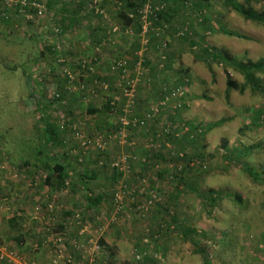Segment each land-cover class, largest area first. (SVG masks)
<instances>
[{
	"label": "rangeland",
	"instance_id": "obj_1",
	"mask_svg": "<svg viewBox=\"0 0 264 264\" xmlns=\"http://www.w3.org/2000/svg\"><path fill=\"white\" fill-rule=\"evenodd\" d=\"M2 1L5 2V0ZM179 3L182 4L181 1ZM254 6L257 11H264V5L255 4ZM106 8L112 12V15L108 14V20L103 18L91 19V22H94L96 25L95 28L102 27V31L108 28L109 24H116L117 20L116 10L112 1L109 0L106 3ZM185 10H189V23H191V31L193 32L192 38L195 42H202V47H211L224 51L235 60L243 61L244 63L248 60L258 61L264 58V29L254 23L245 21L239 13L226 7L225 0H208V2L193 0L192 7ZM10 11L11 14H14L13 9H10ZM199 13L210 17L214 26L213 28L217 29L216 33L204 32L201 28L199 29L198 25H194L196 23L195 20H197L196 16ZM5 17L4 13L3 15L1 14L0 137L2 138H0V194L2 195L7 194L2 193L1 190L3 191L4 188L6 190L20 183H16L15 181L26 180L28 183L31 180L24 175L25 173L20 171L19 167H21L26 159L28 160L29 157L27 155L35 150L34 147L41 144L40 139H43L40 124L41 126L44 124L42 120L36 119L38 116L36 109L31 104L30 99H28L33 89L32 84L27 80L26 71L30 64L32 70L35 69L33 71L37 73L39 71L42 73L50 71L52 67H54V70L59 69L55 58L49 53H47L48 55L46 54V58L42 63V69L45 70L42 71L41 65L40 70L36 68L39 62H37L35 56L39 55L42 44L32 41V39L42 37L43 40H47L46 38L50 31L48 33L45 32L48 20H44L42 22L43 26L38 29H29L20 17H15V23L4 24ZM66 25H68V30L64 36V42L66 49H70L68 47H71V40L84 36L83 33H86V30L81 26H77V23L69 25L66 22ZM220 29L241 35L243 38L232 37L220 31ZM91 30H93V25L88 28V32ZM42 31L43 33H41ZM170 38H172V33L166 35L168 45L172 42ZM176 39L184 41V38H177V36ZM118 40L121 43L118 50L124 53L118 57L125 58L124 55H127L126 52L130 49V45L135 42V39H133L130 33L125 32ZM47 42L48 40L45 43ZM174 44H177V41H173L172 45ZM183 45L185 46L186 44ZM188 45L189 53L184 58L185 61L182 59L181 62L171 63L170 70L160 73L161 76L170 77V87H172L171 84L176 86L181 84L185 79L189 81V87L182 89L184 96H187L185 100L188 106L179 112L178 118L170 117V108L174 107L173 101H169L166 107H158V113L149 122V126L156 132L155 136L141 137L128 130L127 141L131 146L127 147L121 146L118 139L121 131L119 130L118 122H120V115L124 107L123 90H121L122 84H119L111 72L107 71L108 67H105L107 70H104L103 77L106 79L105 85L110 87V90L105 92L110 95L102 93L100 90L101 86L98 84L97 88H93V92L89 96L79 90L77 93L69 96L63 109L53 107L57 104L54 102L53 94L62 89L58 90L56 87V83L58 80H62V77H58L60 76L58 74L60 71H55L54 78L51 79L53 84H49L45 90L48 101L53 105L51 107L50 121L58 126V128H61V126L68 122L80 121L84 125L83 130L88 136H95L96 134L106 135L108 131V135L110 136L109 147L104 152L93 150L82 151V147L68 132L67 142H65L63 147L52 149L53 151L45 147L44 151L49 154V158L51 159L56 158L59 160L62 156L66 157V155H69L71 165L75 166V170H78V172L84 171V169L92 171L90 169L99 168L98 162L101 161L100 159L111 163L115 161V158L117 159L124 153L125 150H128L129 154L135 152L139 158L142 157L139 161L141 163L148 156L147 153L150 155L151 149L164 151L161 149L164 145L165 147L171 145L170 142H166L164 137H162V133H166V124L189 125V127L192 124L194 128H198L196 129V131L198 130V136H196L199 137L198 152L201 156H198L196 164L191 166L193 169L191 171L189 169L186 170L185 174H187V177L189 175L188 183H197L196 186L199 189L200 198H198L197 194H192L185 186H180L181 192H178L180 195L178 201L182 206L189 207V221L186 226L193 227L199 232L209 235L208 240L201 238V241L209 251L212 264H223V262L229 264H264V184L254 182L243 172L244 165L252 166L261 172L264 180V93L253 94L247 90L245 94H239L237 91H234L230 94V98L227 101L225 95L226 71L230 73L233 80L239 83L244 82L243 76L235 69L226 67L223 63L214 62L211 64V67L208 66L200 59L202 53L193 47L191 40ZM104 47L105 49H109L112 46L105 45ZM68 54L70 53L68 52ZM98 55L100 56L101 53L98 52ZM104 55H107V53L104 52ZM157 55L154 50L149 48L148 52L140 57V62L144 61L143 66L138 65L135 72L128 71V80L136 81L138 90L139 98L134 110L136 114L142 115L149 111L150 108L152 109L160 104L157 102L156 96V91L159 88L154 87L153 83L148 80L151 74H146L145 72L146 68L154 67L155 69L157 67L156 65L160 61V56L158 55L157 57ZM110 61L107 63V66H110L114 62L113 59ZM70 67H72L71 71L78 72L81 75L78 68L74 66ZM158 73V70H155L154 74L158 75ZM136 77L137 79H135ZM143 78H146L148 81L142 80ZM258 78L262 79V87L264 89V74L258 75ZM76 90L77 87L75 86L74 91ZM110 102L116 103L115 110L110 116L107 115L106 117L103 109L107 108ZM91 108L96 109L97 112H102L95 115L90 114L89 109ZM109 109L108 111H110ZM162 109L164 110V115L167 116H160ZM259 111H262L263 114L261 117L262 123L258 124L256 121H253L255 119L253 117L254 112ZM168 118L169 120H167ZM223 120H225L223 125L212 127ZM37 121L40 124H36ZM107 121L111 123L108 126V130L104 128L107 125ZM61 131L63 132L64 130ZM159 136L161 137L159 138ZM61 137L63 138V135ZM168 141L170 140L168 139ZM121 148H124V150ZM187 148L186 152L188 154L192 153L193 146H188ZM237 149L251 150L250 154L242 158L243 165L231 164V161L227 158L229 151H236ZM1 150H5L8 153L6 155L5 153L2 154ZM171 159L168 158V161L165 163L171 164L173 162ZM32 160L34 161L33 158ZM201 166H204V170L200 169ZM133 174H136V170ZM108 175L112 177V171H104L102 178H100L101 181ZM132 175L128 171L126 177L120 179V184H125L123 183L124 179H131ZM155 176L156 174L150 173L143 176L144 179L139 178L136 180L137 183L134 180H129V184L127 181L126 184L129 188H137L139 190L142 188L145 190L149 183L152 189L150 188L151 190H149L147 188L146 193H149L145 197L146 201L144 202V204H148L147 198L151 195L156 196L155 191H158L164 197L172 191L171 187L176 188V185H169V183L165 182H155V185H151L149 179H154ZM263 180L262 183H264ZM142 181H145V183L142 184ZM102 184L97 181L93 186L97 189ZM22 185L23 190L26 188L30 193H35L34 195L38 193L42 196L46 193L43 191L45 185L40 180H37L33 187L31 184L28 186ZM117 186L118 184L113 182L112 194L113 190L115 193ZM210 190L224 193L229 195L230 198L221 194L216 206L204 208L201 198H209ZM22 193L25 194L24 191ZM235 193L243 195V205L234 202ZM135 197V194L128 192L123 200L122 207L132 202ZM158 198L161 200L160 203H163V199L159 196ZM150 200H152L151 197ZM52 203L54 204L51 205H55V210L56 207L59 210V207L56 205L57 201H52ZM48 204L50 205V201L47 202ZM35 210L34 208V213ZM102 210L104 211V208ZM164 210L165 208L161 209L160 212H164ZM103 211L97 214L98 222H100L99 219L105 218L102 216ZM133 212L134 214L132 215L131 211H128V208L117 211V204L113 202V208L111 203V214L109 215L110 221H107V224L103 228H99L98 225H89L91 228H88L86 232L87 236H95L94 239L88 240L89 245H92L95 241L99 242L101 238L107 237L109 224H113V231L121 229V233L122 231L124 233L122 234L123 239L119 243L121 246H117V249L114 250V259L112 260L111 256L108 257L106 264H111V261L113 264L143 263L146 260V256L150 260H153V264H204L202 258L195 254V248L185 240L179 239L178 234L175 233L170 234L169 238L167 237L171 243L170 251L167 254L163 255L161 251H156V245L153 244V241L147 235L150 232H146L154 228L150 222L151 217L139 216V213L135 210ZM53 214L57 215L55 211ZM104 214H107V212L104 211ZM161 215H158V217H161ZM157 221L161 223L156 218L155 226ZM71 223H74V218H72ZM48 229L54 233L51 228ZM95 229H98V231ZM5 230V228L1 229L0 233H3ZM211 236H214L213 241L225 239L228 240L227 243L229 245H235V256L230 257L223 254L222 247L219 244L211 245ZM83 241L82 243H84ZM158 247L160 245H157ZM105 256L107 258V253L102 252L99 256L100 260ZM105 259H103L104 263Z\"/></svg>",
	"mask_w": 264,
	"mask_h": 264
},
{
	"label": "trees",
	"instance_id": "obj_2",
	"mask_svg": "<svg viewBox=\"0 0 264 264\" xmlns=\"http://www.w3.org/2000/svg\"><path fill=\"white\" fill-rule=\"evenodd\" d=\"M29 1V3H38L45 7V15L40 17L38 16V12L29 8H26V14L32 15L34 18L33 20H27L25 17V14L20 13L19 9L20 7H15L13 9L14 14H11L10 9L6 6L7 4L0 0V17L3 13L6 15L4 20V24H10L15 23L16 18L22 19V21L25 23L27 28L31 29H38L39 27H42V22L44 20H48V25L45 32L48 33V37L46 38L48 40L47 43H45L47 40H43L42 37L32 39V41L39 42L42 44V49L40 50V53L38 56H35V59L37 60V70H40V65L42 69V63L44 62L46 58V54L49 53L55 58V62L57 63L59 69H55L52 66L50 68V71H45L42 73L39 71L38 73L36 71L32 70L31 64L29 65V68L27 69V80L30 84H32L33 92L30 93V99L31 104L34 105L37 113V118L42 120V123L44 124L41 126V124L37 121L36 124H40V130L41 135L43 139L41 138V144L36 145L34 147V151L32 153H29L27 155L28 160L26 159L23 164L20 167V171L25 173L26 177L32 180V184H35L37 180H40L45 185V188L43 189L45 194L47 195H56L58 193H85V199L84 203L85 206L80 207L79 210L76 211L75 214H79L81 217V220L84 223L89 224L90 216H84V210H95V222L91 223L93 225H98L99 228H103L104 226L100 224V222L97 221V214L102 212V200L104 199V193L102 195H99L96 198H93L92 190H100L101 187H98L97 189L93 186L95 182L100 180L103 176L104 171H112V177L111 175H108L109 179L112 180L114 183H117L118 185H124L123 187L126 188V193L132 192L135 194V199L132 202L127 203L122 207L123 209H127V206L133 205V209L139 213V215H142L143 217H151V225L154 228L149 229V234H147L151 241H153V244L155 246V250L167 254L170 251L171 243L169 241V235L172 233L178 234L177 236L179 239H183L189 244H191L195 248V254L199 255L204 264H212L210 261V255L209 251L205 248L204 243L201 241L202 239L208 240L209 235L206 233L199 232L197 229L193 227H188L186 224H188L189 221V207L182 206L181 203H179V191L180 186H185L186 189H189V191L198 196L199 195V189L196 186L197 183L195 182H189V175L187 177V174H185L186 170L189 169L191 171L193 168H191L192 165L196 164V159L200 153L198 152V129L197 127L194 128L191 124V127L188 126H178V125H171L170 123L166 124V130L165 134L162 133V137L166 140V142H170L171 145L168 147L165 145L161 148L164 151L161 150H155L151 149L150 155L147 153V157L142 160L141 163L139 161L141 158L137 156L135 152L128 153V150L124 153H122L117 159L115 158V161H119L122 157L126 156L128 158V166L130 168L129 172L132 175V173L135 172L136 174L132 175L131 179H124L123 183L120 184V179L126 177V173L120 172L119 170L112 167V164L115 162L108 163L104 159H100L102 162H104L103 167H99L95 169H90L92 171H89L88 169H84V171L78 172V170H75V166L71 165V162L69 160V155H66V157L62 156L59 160L58 159H51L49 158V154H47L44 149L45 147L48 148V150L53 151L52 149H59L63 147L65 142H67L68 132L74 137L75 139V132L74 129H77L81 134H86L83 130L84 125L80 121L75 122H68L65 123V125L61 126V128L56 126L54 123L50 121L51 117V107L53 106L47 99L45 95V90L49 86V84H53L52 80L54 78L55 71H60L58 74L62 77V80H58L56 83V87L61 89L59 92L54 93L53 98L54 102L57 103L54 105V108H60L63 109L66 104V100L69 99V96L75 94L78 92L86 93L88 96L91 95L93 92V88H97L98 84H100V90L104 94L109 93L105 91H109L110 87H108L107 90L104 89L106 79H104V70L105 67H108L107 71H110L111 74L114 76V79L118 81L119 84H121V80L123 77V73L126 71L135 72L137 69V66L139 63H141V66H143L144 61L140 62V57H138L137 53L141 50V34L144 27V17L146 16V10L148 7H150V10H148L147 14V22L149 24V33L147 34V40L149 42L148 49L154 50L155 53L159 54L160 61L159 64H157L154 69L153 68H146V74H151L148 78L150 82L153 83L154 87L159 88V90L156 91V96L159 103H162L166 99L169 101H173L174 107L170 108L171 118H178L180 115V111L188 106L187 101L185 100L187 96H182L176 99H173L172 96L180 89L188 88L189 87V81L185 79V81L181 82L179 85H172V87L169 86L170 83V77H166L163 75L162 80H155V78L158 79L157 74L155 73V70H158L159 75L161 72H166L167 70H170V59H169V49L170 45H168V42L166 41V35L168 33H172V37L177 36V38H184V41L189 42L190 40L193 42V47L195 49L200 50L202 55L200 56V59H202L208 66L211 67V64L214 62L216 63H223L226 67H230L238 71L244 78L243 83H239L232 79L230 73L226 71V100L228 101L230 98V94L234 91H237L239 94H245L247 90H249L253 94H262L264 93V89L262 87V79L258 78V75L264 74V58L259 59L258 61L254 60H248L246 63L243 61H238L229 56L224 51L217 50L215 48L211 47H202V42H195L192 38L193 32L191 31V23H189V10H185L186 8H191L193 5V0H110L112 1L114 8L116 10L117 20L116 24H109L108 28L102 31V27H97L91 31L88 32L89 25L85 27L86 23L90 22L93 18H103L105 20L109 19L108 14L112 15V12H110V9L106 8V3L109 0H26ZM182 2L180 4L179 2ZM205 2H208V0H203ZM3 2V3H2ZM83 2V3H81ZM93 2H97L98 5H100L101 9L105 11L106 16L97 15L95 11H93L90 7V4ZM255 4L258 5H264V0H225V6L228 7L231 10L236 11L239 13L245 21L254 23L264 29V11H257L255 10ZM187 11V13H186ZM192 12V11H191ZM179 13H182L185 15V19H188L183 23L174 24V20L177 17ZM195 24L198 25L199 29L201 28L204 32H217V29H214L210 17L207 15H204L203 13H199L196 16ZM66 22L70 24L77 23L78 26H81L86 30V33H84V36H80L78 38H74L71 40L70 45L71 47H68L70 49H66L65 42H64V36L66 34V31L68 30V25H66ZM114 27L119 28V33H113ZM220 31L224 32L227 35H230L232 37L237 38H243L241 35L233 34V32H228L226 30L220 29ZM44 32V33H45ZM130 33L133 39H135V42L131 45L129 54L127 53V57L129 58H123L113 56L112 59L114 62L110 64V66H107V63L111 62L103 61L101 57H99L98 52L105 49V45L117 47L120 45V42L118 39H120L121 35L124 33ZM181 32H185V36L181 37L178 36ZM43 33V31L41 32ZM89 34V35H88ZM88 35V36H87ZM90 38V40H88ZM40 39V40H39ZM94 39V40H91ZM171 39V38H170ZM31 41V40H29ZM31 41V42H32ZM93 47V49H89V47ZM169 47V48H168ZM200 48V49H199ZM32 49V48H31ZM97 50V51H96ZM32 52V51H31ZM68 52L70 54H68ZM48 55V54H47ZM125 62L127 64L126 68L118 70L117 72L113 71V66L116 63L119 62ZM169 61V63H168ZM150 63V62H148ZM71 64V65H69ZM74 66L78 68L81 75L78 74V72L71 71L72 67ZM14 67V66H13ZM34 67V66H33ZM168 67V68H167ZM7 68V67H5ZM9 69V68H8ZM144 69V68H143ZM142 69V70H143ZM45 69H42L44 71ZM155 75V76H154ZM167 78V79H164ZM113 80V78H112ZM142 80L148 81L146 78H143ZM127 81V80H126ZM56 82V81H55ZM124 83V82H123ZM65 85V86H64ZM74 86L77 87V90L74 91ZM127 87V84L122 85V89L124 90ZM139 98V97H138ZM207 99V98H206ZM209 100V99H207ZM53 102V101H52ZM111 103L107 106V108L103 109L104 114L108 116L111 115L113 112V107L111 106ZM54 104V103H53ZM57 106V107H56ZM166 107V106H165ZM110 108V109H109ZM168 108V107H167ZM108 109L111 111H108ZM151 109V108H150ZM149 109V110H150ZM102 112V111H101ZM97 112L96 109H89L90 114H97L101 113ZM160 116H167L164 115V110L162 109ZM262 111L254 112L255 118L253 121H256L258 124L262 123ZM146 112L144 114H133L131 116L128 115V118L130 121L134 122L136 121L135 127H130L128 130L130 132H133L141 137H149L151 135L155 136V131L153 128L149 126V120L146 119ZM125 116L123 110L122 114L120 115L121 118ZM39 117V118H38ZM264 119V118H263ZM109 120V118H108ZM169 120V118L167 119ZM225 120L219 121L212 127H218L223 125ZM106 123V122H105ZM35 124V125H36ZM111 123L107 121V125L104 127L108 130V126ZM119 127L121 130L122 125L120 122H118ZM260 126V125H259ZM211 127V128H212ZM103 128V129H104ZM64 130L63 132L61 130ZM132 133V134H133ZM63 135V138L61 137ZM87 135V134H86ZM98 135V134H96ZM107 141H108V147H109V138L108 131L106 132V135H102ZM158 135V134H157ZM156 135V138H157ZM168 135V136H167ZM197 135V136H196ZM89 137H93L90 136ZM161 136H159L160 138ZM2 138V137H0ZM168 139L170 141H168ZM1 140V139H0ZM77 141V140H76ZM78 142V141H77ZM79 144V142H78ZM193 146L192 153H187V147ZM178 147V148H177ZM169 148V149H167ZM177 148V149H176ZM124 150V148H121ZM47 151V150H46ZM82 151H85V149H82ZM96 152H104V151H96ZM251 150L249 149H237L229 151V154L227 155V158L231 161V164H240L243 165L242 158L250 154ZM1 153H5V155L8 153L5 150H1ZM151 156V157H150ZM226 156V155H225ZM149 157V158H148ZM34 159V161L32 160ZM120 158V159H119ZM168 158H172L170 162L171 164L165 163L168 161ZM198 168V167H197ZM33 169V170H32ZM201 170H204V166L200 167ZM150 170V171H148ZM243 172L254 182H258L261 184L263 180V176L261 172L257 169H255L252 166L244 165ZM150 173L156 174L154 179H149V182L151 185H155V182H165L169 183V185H176L174 187H171V192L166 194V196L162 197L161 194L158 191H155V193L163 199V203H160L161 200H153L151 204H144L145 197L148 195L146 193L147 188L151 190L149 183L147 184V188L144 189H137V188H129L126 184H129V180H138L144 179L143 176L149 175ZM107 178V177H106ZM105 178V179H106ZM187 179V180H186ZM264 181V180H263ZM144 184L145 181H142ZM137 183V181H136ZM69 184V185H67ZM178 185V186H177ZM33 187V186H32ZM114 188V186H113ZM151 188V189H150ZM144 191V194H141V191ZM181 192V191H180ZM91 194V195H90ZM115 194L113 190L112 195V201L115 202ZM223 194L230 198L229 195H226L224 193H217V191L210 190L209 191V198L202 199L201 202L204 208L207 207H214L219 201L220 195ZM149 197L147 198L148 201ZM165 199V201H164ZM6 200L3 198V195L0 194V201ZM150 200V199H149ZM51 200L50 204L52 203ZM55 202V201H54ZM234 202L238 203L240 205L244 204L243 195L235 193L234 194ZM54 204V203H52ZM49 205V204H48ZM46 206L47 212L50 213L49 206ZM164 212H160L161 209H164ZM86 212V211H85ZM54 213V212H52ZM50 213V214H52ZM87 213V212H86ZM74 214V215H75ZM111 212H107V214L102 213V216L107 215L109 218V215ZM162 214V215H161ZM158 215H161V217H158ZM90 217V218H89ZM158 218L161 223L157 221V224L155 226V219ZM103 219V218H102ZM184 219V221H182ZM187 219V220H185ZM101 220V219H99ZM110 220V219H109ZM106 220V221H109ZM90 225V224H89ZM108 227L110 228L111 225L109 224ZM116 230V229H115ZM121 230V229H120ZM120 230L119 231L121 233ZM175 230V231H174ZM168 237V238H167ZM202 238V239H201ZM214 236L210 237L211 239V245H218L222 247V253L225 255H228L230 257H234V248L235 245H229L227 242L228 240H220V241H213L212 239ZM106 238H101L99 240V245H102V247L110 252L111 259L113 260L115 257L114 249H111L112 247L107 244ZM178 240V238H177ZM108 245V246H106ZM157 245H160V247L157 248ZM155 251V252H156ZM146 256V255H145ZM145 257V261L143 263H137V264H153V260H150ZM111 264L112 261H111ZM223 264H229L223 262Z\"/></svg>",
	"mask_w": 264,
	"mask_h": 264
},
{
	"label": "crops",
	"instance_id": "obj_3",
	"mask_svg": "<svg viewBox=\"0 0 264 264\" xmlns=\"http://www.w3.org/2000/svg\"><path fill=\"white\" fill-rule=\"evenodd\" d=\"M83 3V2H81ZM187 13V12H186ZM188 19V17H187ZM187 19H185V15L182 13H179L177 17L175 18V22L179 24H183ZM89 25H93V29H95V23L94 22H87L85 27ZM71 25V24H70ZM78 26V25H77ZM84 34V33H83ZM85 35V34H84ZM89 35V34H88ZM87 35V36H88ZM90 40V38H88ZM94 40V39H91ZM170 43V49H169V61L171 63L181 62L184 58H186L187 54L189 53V42H184L183 40H178L175 37H172ZM173 41H177V44L172 45ZM178 42H180L178 44ZM121 44V43H120ZM183 44H186L185 46ZM120 46V45H119ZM111 47L109 49H104L102 51H99L101 55L99 57L103 58V61H109L112 59L113 56H122L124 54L122 51L118 50V47ZM177 46V48H175ZM131 47V45H130ZM127 48V47H126ZM89 49H93V47H89ZM97 51V50H96ZM128 50L126 53L129 54ZM104 52L107 53V55H104ZM155 52V51H154ZM159 55V54H158ZM157 55V57H158ZM128 55H124L125 58ZM168 61V63H169ZM169 64V65H170ZM182 66V65H181ZM176 73V72H175ZM154 74V73H152ZM155 76V75H154ZM158 79L155 78V80H162L163 76L159 75L158 73ZM167 79V78H164ZM22 167V166H21ZM20 168V167H19ZM33 170V169H32ZM26 175V174H24ZM29 180V179H27ZM20 182L14 185L11 188H8L3 191L2 193L7 194L3 195V198L6 200L0 201V230L6 229L3 231V233H0V248H5L8 251L15 252L17 255V260H14V262H10V260H4L0 261V264H51V257H52V241L53 239L61 234L62 232L66 234L67 242L65 243V250L68 257H71L73 264H85L88 262V250L91 249L92 245L88 244V240L94 239L95 236L88 237L87 234L84 238L80 237L78 234V228L75 226L74 223H71L72 218L74 217V214L77 210L80 209V207L85 206L84 199H85V193H58L56 195H42L36 193L34 195L33 193H30L28 189H22L23 185L26 186L34 184L30 183L32 180L27 181H15ZM101 184L100 190H92V197L96 198L99 195L105 196L102 200V209L104 208V211L111 212V203L113 208V201H112V180L103 179V181L98 180ZM110 186V187H109ZM24 191L25 194L22 192ZM11 192V193H10ZM23 194V195H22ZM39 195V196H38ZM56 198V199H55ZM51 200H56V205L59 207V210L56 207L55 214H50L46 210L47 202ZM55 201V202H56ZM38 205V206H37ZM34 208H39V213H35ZM128 211L130 210L132 215L134 214L133 205L127 206ZM61 209V210H60ZM87 213H86V212ZM103 211V212H104ZM95 210H84V216H90V222L94 223L96 219ZM140 216V215H139ZM105 218L100 220L101 225H106L108 218L107 215H104ZM110 221V220H109ZM113 224L107 231V237L106 242L109 244L111 249L116 250L117 246L119 245L120 241L123 239V231L120 233L119 231H113ZM48 228H51L54 233L50 232ZM93 229V228H92ZM98 231V229H95ZM93 232V231H92ZM146 232H149L147 230ZM96 233V232H93ZM74 240L80 241L81 245H79L80 249H77L75 245H72V242ZM84 243H82V241ZM96 240V239H95ZM117 242V243H116ZM108 246V245H106ZM102 247V245H101ZM103 253H107L106 256L103 257L105 259V263L102 260H100V257L96 264H106L108 257H110V252L105 250L103 248Z\"/></svg>",
	"mask_w": 264,
	"mask_h": 264
},
{
	"label": "built area",
	"instance_id": "obj_4",
	"mask_svg": "<svg viewBox=\"0 0 264 264\" xmlns=\"http://www.w3.org/2000/svg\"><path fill=\"white\" fill-rule=\"evenodd\" d=\"M5 3L7 4L6 6L11 10L14 9L15 7H20V9H19L20 13L25 14V16H26L25 18L27 20H33V18H34L32 15L26 14V8H29V7L31 9L37 11L38 16L42 17L45 15V7L38 4V3H29V1H26V0H5ZM90 7L93 11H95V13L97 15L106 16L105 11L103 9H101V7L97 4V2H93L92 4H90ZM148 10H150V7L147 8L146 16L143 19L144 27H143V31L141 34V39H142L141 47L142 48L137 53L138 57H142L145 53H147V49H148V44H149V42L147 40V34L149 33V24L147 22ZM113 33L118 34L119 28L114 27ZM178 36L184 37L185 32H181ZM138 65L141 66V63H139ZM126 66H127V64L125 62L120 61L119 63H116L113 66V71L117 72L118 70L123 69L124 67L126 68ZM128 78H129L128 71H126L123 73V77L121 80L122 85L127 84V87L122 92L123 99H124L123 112H124L125 116L123 118H120V123L122 125V129H121V131L119 133V137H118L120 145L124 146V147L125 146L126 147L131 146V144H129L127 141L128 134H129L128 129L130 127H135L137 124L136 121L132 122L128 118V115L131 116V115L135 114L134 110L137 106V99H138V90H137L136 81H129ZM135 79H137V77ZM128 83H129V85H128ZM104 89L107 90L108 87L105 85ZM182 91H183L182 89L178 90L172 96V98L176 99V98L182 97L184 95V93ZM168 104H169V100L166 99L165 101L160 103L157 107H154V108L150 109L149 111H147L146 115H145L146 119L149 120V122L151 120H153L155 118L156 113H158V111H159L158 107H165ZM115 105H116L115 102L111 103V106L113 107V111L115 110V108H114ZM74 132H75V139L79 142V145L82 147L81 149L93 150V151H106L107 150L108 141L103 136H101L100 134L95 135L93 137H89L86 134H84V135L81 134L77 129H74ZM98 166L103 167L104 162L99 161ZM112 167L119 170L120 172L127 173L130 170V168L128 166V158L126 156L122 157L119 161H115L112 164ZM67 185H69V184H67ZM126 194H127L126 188H124L122 185H118L116 188V194H115V202L117 204V211H120L122 209L123 200H124ZM141 194H144L143 190L141 191ZM150 197L152 198V200H155V201L160 200L157 195L156 196L151 195ZM150 197H149V199H150ZM149 199H148V201H149L148 204H151L152 200H149ZM51 204L48 205L49 210L51 211L50 213L55 211V205L53 206ZM39 211H40V209L37 208L36 213H39ZM80 217L81 216L79 214L74 215V217H73L74 218V224L79 229L78 230L79 236L84 237L87 234L86 232L88 231V228H91V227L89 226V224L84 223ZM66 242H67V237H66V234L63 232L61 234L57 235L53 239L51 264H73L71 257H68L66 254V250H65V243ZM72 245H75L77 247V249H80L79 245H81V243L78 240H74L72 242ZM102 251H103V247H101V245H99V242L98 241L93 242L91 249H89L87 252L89 260L85 264H96V262L98 261L99 256L102 253ZM4 260H10V262L13 263L14 260H17V255L15 252L8 251L5 248H0V261H4Z\"/></svg>",
	"mask_w": 264,
	"mask_h": 264
}]
</instances>
